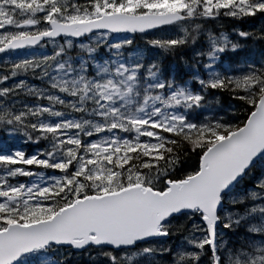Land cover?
<instances>
[{
	"label": "snow or ice",
	"instance_id": "1",
	"mask_svg": "<svg viewBox=\"0 0 264 264\" xmlns=\"http://www.w3.org/2000/svg\"><path fill=\"white\" fill-rule=\"evenodd\" d=\"M0 264H264V0H0Z\"/></svg>",
	"mask_w": 264,
	"mask_h": 264
},
{
	"label": "trees",
	"instance_id": "2",
	"mask_svg": "<svg viewBox=\"0 0 264 264\" xmlns=\"http://www.w3.org/2000/svg\"><path fill=\"white\" fill-rule=\"evenodd\" d=\"M242 30H250V26H248V25H243V26H242ZM225 104H227V99H225ZM25 147L27 148V150H28L29 152L35 150V146H25Z\"/></svg>",
	"mask_w": 264,
	"mask_h": 264
}]
</instances>
